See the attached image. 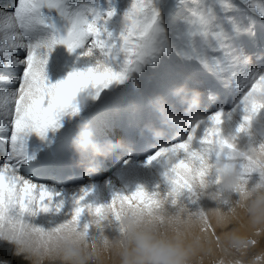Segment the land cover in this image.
<instances>
[{"label":"snow or ice","instance_id":"1","mask_svg":"<svg viewBox=\"0 0 264 264\" xmlns=\"http://www.w3.org/2000/svg\"><path fill=\"white\" fill-rule=\"evenodd\" d=\"M191 2L189 47L177 55L196 57L222 86L239 90L246 115L237 132H247L264 110V54L254 64L256 54L249 53L244 38L264 31V0ZM158 4L159 0H131L119 20L114 19L119 15L116 0H14L10 9L0 7V264L23 260L16 254V244L29 231L44 233L75 223L91 233L93 218L103 222L110 211L118 214L119 207L135 203L151 209L158 202L161 193H149L143 186L131 194L116 193L107 205L87 202L89 189L69 199L63 190L34 182L21 171L31 158L29 136L45 138L49 130L61 127L63 116L78 114L79 92L91 86L99 95L113 83H124L142 64L175 51ZM60 45L78 53V61L86 58L90 66L74 67L67 78L51 83L47 65ZM224 116L219 111L208 118L210 123L198 120L185 137L149 158V164L155 160L166 164L165 195H179L197 205V185L208 175L209 162L237 159V136L222 134ZM239 167L247 181L256 164L239 155ZM86 214L90 219L82 223ZM259 245L254 236L246 259L259 258L264 264V247L256 251Z\"/></svg>","mask_w":264,"mask_h":264},{"label":"clouds","instance_id":"2","mask_svg":"<svg viewBox=\"0 0 264 264\" xmlns=\"http://www.w3.org/2000/svg\"><path fill=\"white\" fill-rule=\"evenodd\" d=\"M170 91L182 111L156 94L151 103L159 125L147 122L141 133L161 139L169 130L200 119L203 93L199 89L175 81ZM72 148L86 174L99 171V158L128 150L119 140H96L86 125L80 127ZM238 154L252 158L253 173H259L260 179L255 183L252 175L243 179L239 155L209 162L208 175L197 191L199 200H210L214 207L193 209L179 195L161 194L151 209L134 203L119 207L118 214L110 211L103 222L93 218L91 233L75 223L44 233L29 231L16 244V254L27 264H204V257L219 250L221 258L213 264H260L259 258L246 259V252L253 236L264 233V140L238 149Z\"/></svg>","mask_w":264,"mask_h":264},{"label":"bare ground","instance_id":"3","mask_svg":"<svg viewBox=\"0 0 264 264\" xmlns=\"http://www.w3.org/2000/svg\"><path fill=\"white\" fill-rule=\"evenodd\" d=\"M7 2L8 0H0V7L10 9L11 7L8 6ZM130 2L131 0H128V2L125 3V10L130 6ZM118 3L119 0H117V4ZM179 7L180 8L176 11V15L173 17V21L185 19L183 21L180 20L181 23H185L188 18H191L194 4L191 2L188 3L187 1L184 4H180ZM165 25L167 24L165 23ZM168 31L170 32V30ZM177 36H172L174 42H171V45L175 49L172 54L162 55L155 63L142 64L138 71L134 70L129 73L128 79L124 83H113L108 88L103 89V91L106 90L110 92L111 96L109 98L108 94L102 93L103 95H100V100H98L99 98L97 100H92V94L96 95V89L91 86L79 92L75 100V103L80 109L78 114L73 116L69 112L63 116L60 121L61 127L55 131L49 130L45 138H41L36 133H32L29 136L28 144L30 145V143H33L35 146L30 145L31 147L34 146L35 149L36 147L37 149H42L34 156L32 162H38L48 147L57 142H64V140L68 139L70 136L78 133L80 127L83 125H86L94 132L96 140L101 142L106 140H119L121 136L119 141L122 143H124L125 131L127 129L133 130L137 135L138 131L147 122H154L159 125V115L154 110L151 103V98L156 94L163 95L169 105H175L177 111H182V106L178 103L176 98L173 97L170 91L171 85L175 81L186 83L190 88L199 89L203 93V102L198 110L200 116L199 120H204L207 123H210L208 120L210 116L219 112V110H214L211 103V86L214 84L217 91H221L222 93H226L227 90L229 91V94L223 97L225 104H227L229 108L228 111L224 112V123L221 127L223 129L222 134L226 138H230L234 135L237 136L235 142L237 149L246 150L250 144H258L261 140H264V110H261L256 115L251 123V128L247 132L238 133L237 130L239 126L244 123V116L246 115L243 106L240 105L241 93L234 87L222 86L217 77L211 74L196 57L189 58L177 55V52L186 51L189 47V40H187L185 35H183L182 38H178ZM231 39L237 44L240 43V39L235 35H233ZM244 42L247 45L249 53L256 54L253 56V63H258L257 56L264 54V31H258L256 38L255 36L252 38L245 37ZM19 54L23 56V52ZM77 56L78 53H70L65 46H58L51 54L47 65V76L50 82L56 83L61 79L67 78V75L74 67L83 68L90 66L86 63V58H81L78 61ZM200 84L205 85V90H203V87H200ZM134 91L135 94H133ZM105 106H108V109L113 111V115L111 111L103 108ZM193 124L194 123H188L185 125L187 134L190 132ZM179 130L180 128L173 129V132ZM202 134L203 126L201 129V135ZM168 136H171V130H169L163 138L159 139L156 151L164 146L161 140L166 139ZM129 151L128 149L124 153H117L108 159L99 158L98 163L100 164V168L99 171L95 173L93 180L84 177L81 186L65 187L58 190H63L68 195L74 194L75 196H79L82 189H89L90 195L87 198V202L97 205L110 204L116 193L131 194L140 186H143L149 193L157 191L161 194L166 193L169 186L165 183V180H163L164 176L158 175L160 171L165 172V162L155 160L152 161L151 164L148 163L149 158L153 156L156 151L141 162L133 161ZM36 152L37 151H35V153ZM25 168L21 170L24 174L27 171ZM38 172V167H36L33 171V175ZM257 175H259V173H257ZM254 179L256 180L255 176H251V182L255 183V181H253ZM49 180H51V178ZM51 182L52 181H49L50 184ZM54 187L57 188L56 186ZM214 206L215 204L207 199L200 200L197 205H191L193 209ZM89 219L90 218L86 214L82 218V223L87 222ZM244 222L245 221H242V223ZM44 226L48 227L49 225L45 224ZM244 230L251 234V230L247 225H245ZM105 234H109L108 231H106ZM219 234L220 230L217 229V235ZM260 235L264 241V233ZM216 252H219V250H216ZM215 257V253L211 256H206L205 263L208 264L210 261L214 260ZM13 264H27V262L13 258Z\"/></svg>","mask_w":264,"mask_h":264},{"label":"rangeland","instance_id":"4","mask_svg":"<svg viewBox=\"0 0 264 264\" xmlns=\"http://www.w3.org/2000/svg\"><path fill=\"white\" fill-rule=\"evenodd\" d=\"M188 1V3H190L191 2V0H186V2ZM126 2H128V0H119V3L117 4V0H116V4H117V9H118V13H119V15L116 17V18H114L115 20H119V18H120V15H122V13L124 12V11H126L125 10V3ZM192 3V2H191ZM130 4H131V2H130ZM179 5L180 4H177L176 3V0H159V4H158V7H159V9H160V11H161V17H162V26L166 29V31H167V33H168V37H169V40L171 41L172 40V36H177L178 38L180 37V38H182V36L183 35H185L186 37H187V40H189V37H188V35H187V29H188V24H187V21L190 19V18H188V20H186V22L185 23H181L180 22V20L181 21H183V20H185V19H180V20H175V22L173 21L174 20V16L176 15V11H177V9L178 8H180L179 7ZM164 19V20H163ZM177 22V23H176ZM165 23L167 24V25H165ZM177 24V25H176ZM169 25V26H168ZM175 26H177V27H175ZM175 29H174V28ZM178 28V29H177ZM180 29V30H179ZM168 30H170V32L168 31ZM178 31V32H177ZM171 33V34H170ZM173 33V34H172ZM181 33V34H180ZM171 42H174L173 40L171 41ZM200 87H203V90H205V85H203V84H200ZM103 91V90H102ZM102 91H100V93H99V95H95V94H92V100H97L98 98V100H100V95H103V94H108V98L111 96V94H110V92L108 91H106V90H104L103 92ZM103 93V94H102ZM94 96V97H93ZM108 106H105V107H103V108H107ZM228 106H227V104H226V109L225 110H222L223 112H226V111H228ZM30 145H34L35 146V144H33V143H30ZM29 144H28V147H29V155H30V157L32 158V154L34 155L35 154V151H38V149H37V147H36V149L34 148V146H30ZM32 148V149H31ZM31 149V150H30ZM32 151V152H31ZM34 152V153H33ZM31 158L29 159V161L26 163L27 164V166H26V164L23 166V168H25V166H26V168H25V170H27L26 172L28 173V174H26L25 173V175L27 176V177H30V167L28 166V164L31 162ZM40 160V159H39ZM38 160V161H39ZM38 163V162H37ZM30 169V170H29ZM23 174V173H22ZM164 174V171H160V172H158V175H163ZM164 176V175H163ZM252 176L254 177L255 176V178H256V180L254 179L253 181H257V180H259L260 179V176L259 175H257V173H253L252 174ZM163 180H164V178H163ZM252 183H254V182H252ZM75 187H78V186H75ZM66 195H68V194H66ZM71 194H69L68 195V198L70 199L72 196H74V194H72L71 196H70ZM70 196V197H69ZM244 225H247L246 224V221L244 222ZM251 235V234H250ZM254 237V236H253ZM255 238L256 239H258L259 241H260V245L257 247V249H256V251H257V253H259V251H260V248L261 247H264V241H263V238H262V236L261 235H259V236H255ZM215 255H216V257L214 258V260H212V261H210L208 264H213V261H215V260H218L219 258H221V253L220 252H215ZM206 261H205V257H204V264H207V263H205Z\"/></svg>","mask_w":264,"mask_h":264}]
</instances>
